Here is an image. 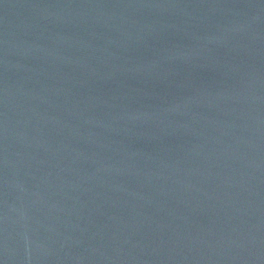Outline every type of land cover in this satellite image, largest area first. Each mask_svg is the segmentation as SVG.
Instances as JSON below:
<instances>
[{"label":"water","instance_id":"1","mask_svg":"<svg viewBox=\"0 0 264 264\" xmlns=\"http://www.w3.org/2000/svg\"><path fill=\"white\" fill-rule=\"evenodd\" d=\"M0 264H264V0H0Z\"/></svg>","mask_w":264,"mask_h":264}]
</instances>
